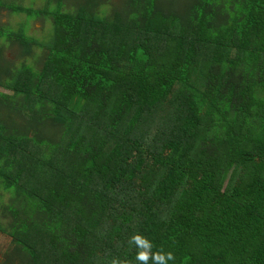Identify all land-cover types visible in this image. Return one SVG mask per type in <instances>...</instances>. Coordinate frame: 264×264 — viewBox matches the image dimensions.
<instances>
[{"label": "trees", "instance_id": "1", "mask_svg": "<svg viewBox=\"0 0 264 264\" xmlns=\"http://www.w3.org/2000/svg\"><path fill=\"white\" fill-rule=\"evenodd\" d=\"M73 3L0 102V264H264V0Z\"/></svg>", "mask_w": 264, "mask_h": 264}, {"label": "rangeland", "instance_id": "2", "mask_svg": "<svg viewBox=\"0 0 264 264\" xmlns=\"http://www.w3.org/2000/svg\"><path fill=\"white\" fill-rule=\"evenodd\" d=\"M75 1L77 0H0V6L9 8L11 10L10 14L12 13V15L9 16L8 24H0V35L20 38L19 33L23 34L24 38L27 39L28 47L30 48L32 45L36 55V57L29 59V62L26 61L27 59H25V57L22 60L18 59L16 66L10 67L14 73L11 79L19 77L18 85L20 82H23L25 77L30 78L31 83L35 79L36 70H38L37 67L41 65L42 51L53 39L54 12H67V10L75 9V4L73 3ZM15 5L31 8L32 11L30 14L14 11L11 8H14ZM39 9L43 10L42 15L37 12ZM100 9L105 10L107 7L101 6ZM103 13L104 12L101 11V14ZM8 81L11 82L9 79ZM33 86L36 87L35 83L31 85V87ZM44 90L45 87L42 85L38 90H33L32 92L36 97L40 96L41 99H46L49 93ZM0 95L3 96V94ZM3 199L6 200L5 197Z\"/></svg>", "mask_w": 264, "mask_h": 264}, {"label": "crops", "instance_id": "3", "mask_svg": "<svg viewBox=\"0 0 264 264\" xmlns=\"http://www.w3.org/2000/svg\"><path fill=\"white\" fill-rule=\"evenodd\" d=\"M10 12L9 8L0 6V24L9 23V16L12 15ZM21 13L26 14L25 12ZM24 57L27 59V62H29V59L36 57L32 45L29 48L27 42H21L20 38L0 35V94H3V96L0 95V102H18L19 94H13V90L16 89L14 83L18 84L19 79L17 77L11 79L14 73L10 67H15L17 60H22ZM42 58L43 51L41 54V64ZM26 84L28 85L29 83L26 82Z\"/></svg>", "mask_w": 264, "mask_h": 264}, {"label": "clouds", "instance_id": "4", "mask_svg": "<svg viewBox=\"0 0 264 264\" xmlns=\"http://www.w3.org/2000/svg\"><path fill=\"white\" fill-rule=\"evenodd\" d=\"M128 244L136 249V264H170L176 259L175 254L170 250L155 249L153 241L140 232L133 233L128 239ZM110 264H132V262L127 259L112 258Z\"/></svg>", "mask_w": 264, "mask_h": 264}]
</instances>
